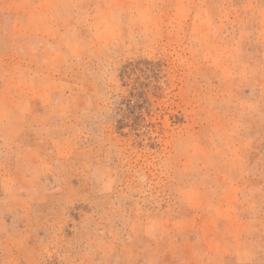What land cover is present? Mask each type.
<instances>
[{
    "label": "rangeland",
    "instance_id": "374dc122",
    "mask_svg": "<svg viewBox=\"0 0 264 264\" xmlns=\"http://www.w3.org/2000/svg\"><path fill=\"white\" fill-rule=\"evenodd\" d=\"M0 264H264V0H0Z\"/></svg>",
    "mask_w": 264,
    "mask_h": 264
}]
</instances>
